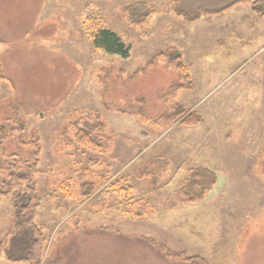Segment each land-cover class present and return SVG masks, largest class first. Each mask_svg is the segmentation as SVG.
<instances>
[{"label":"rangeland","instance_id":"rangeland-1","mask_svg":"<svg viewBox=\"0 0 264 264\" xmlns=\"http://www.w3.org/2000/svg\"><path fill=\"white\" fill-rule=\"evenodd\" d=\"M143 1L157 9L146 34L124 11ZM172 7L173 0H0V116L22 129L0 150V187L9 156L27 159L39 145L41 264H166L146 242L119 244L115 230L209 264H264V44L231 52L224 73L210 61L198 66L201 56L213 58L215 39L225 36L213 29L225 21L189 22ZM89 18L117 32L131 56L95 50L84 28ZM251 19L228 18L226 35L244 34ZM206 29L213 31L202 35ZM170 47L184 55L191 85L164 98L181 76L162 59L150 61ZM179 104L203 122L168 118ZM87 122L105 128L106 141L93 135L103 147L77 142ZM196 165L213 169L217 183L203 203L185 205L180 185ZM147 166L152 175L143 176ZM85 179L100 189L82 201ZM11 201H0V240L14 230ZM95 228L109 232L88 233Z\"/></svg>","mask_w":264,"mask_h":264},{"label":"trees","instance_id":"trees-1","mask_svg":"<svg viewBox=\"0 0 264 264\" xmlns=\"http://www.w3.org/2000/svg\"><path fill=\"white\" fill-rule=\"evenodd\" d=\"M219 3L222 5L219 6ZM211 3L196 2L195 0H173V12L189 22H195L203 16H211L223 13L238 5L249 6L251 11L264 17V0H227V2H218L212 6ZM212 6V7H211ZM130 24L140 26L146 34V24L148 18L157 12V9L149 3L143 1L137 4H131L124 9ZM84 25L85 30L95 50H102L106 54L115 55L122 59H128L131 56V46L120 37V35L110 29L99 27L93 18H89ZM0 38V43H2ZM162 59L167 64L175 67L182 81L175 83L170 89L165 90L164 98L171 97L178 90H182L191 85L189 73L183 59L181 51L175 47H170L162 51L159 56L150 61V65L155 63L156 59ZM1 79H6L2 73ZM15 104H10V106ZM9 106V107H10ZM11 109L7 108V110ZM6 111V110H5ZM1 115V114H0ZM168 118L178 121L182 126L194 127L203 122L202 117L196 111H188L181 104L177 105L174 111L167 114ZM12 117L0 116V150L4 143L12 137L15 132L22 130L16 126L18 121H13ZM24 130V128H23ZM94 133H97L101 141H106L105 128L101 123L91 128L87 122L78 129L76 133L77 142L81 145H94L97 148L104 145L94 139ZM107 140L108 139L107 137ZM108 142V141H107ZM40 146L37 145L32 150L27 159L12 154L9 157L12 161H6L8 164L4 169L8 171L7 177L2 180L0 187V201L3 198L12 196V208L14 218V230L5 240H0V260L6 259L13 264H41L43 262L47 235L43 226L37 223V211L41 198L37 192L33 176L39 171ZM21 158L25 167H22ZM20 159V160H19ZM143 176H150L152 172L149 166L141 170ZM68 182V181H66ZM217 183L215 171L204 165H196L190 168L182 180L179 189L181 202L185 205H197L205 201L208 191ZM100 186L94 180H84L80 185V196L82 201L92 199L99 191ZM143 216V212L139 214ZM98 230L105 232L106 228L88 229V233L95 234ZM101 232V233H103ZM118 236L119 244L121 240L128 244L135 242L136 239L146 242L151 249L161 254L166 264H209L207 258L200 255H192L185 251H175L165 244L147 237H129L115 230ZM103 234V235H104ZM106 236V235H105ZM132 238V239H131ZM134 240V241H132ZM137 241V242H139ZM136 243V242H135ZM122 244V243H121Z\"/></svg>","mask_w":264,"mask_h":264},{"label":"crops","instance_id":"crops-1","mask_svg":"<svg viewBox=\"0 0 264 264\" xmlns=\"http://www.w3.org/2000/svg\"><path fill=\"white\" fill-rule=\"evenodd\" d=\"M195 1H197L199 3L200 2H204V3H214V2L218 3V2H220V0H195ZM238 8H240V9H238ZM229 13H231L233 15H229ZM205 17L207 18V20H209V22L210 21L212 22L211 23L212 25H214V24L217 25L213 21L215 19H218L222 22L225 21L223 24H221V22H220L221 25H219V27H221V29L220 28L213 29L219 35H223L225 33V36L217 37L215 39V41H214L215 45L213 48H211V49H214L212 51L213 54L210 55L211 57L213 56V58H210V59L205 58L204 59L203 56H201V58L196 59V62H197L196 64H198V66H199V64H201V66H202V64H204V66L206 67L209 65L208 62L210 61L214 65V67H217L218 69H220L221 72H223L222 69H226V68L230 67V58H232L234 56V55H232V56L230 55L231 52H233V51L243 52V51H246V49H250V48L252 49V47H251L252 44H256L258 46V48L264 44V24L259 25V22L260 23L262 22L261 21L262 18L261 17H255L251 13V9L249 6L238 5V6H235L232 9H229L223 13H220L217 15H212V16H205ZM242 17L243 18H245V17L246 18L247 17L252 18L250 21V26L248 28L250 30L246 31L247 33L244 32V34H243V33H240L241 32L240 30L236 29L237 30L236 31L237 37H235V38L232 37V35H230V34L226 35L227 30L225 31V24H226V21L228 20V18H235V19L239 20V19H243ZM206 18H201L199 20V22L203 19L205 20ZM252 27H255V30L252 29ZM222 29L224 32H221ZM211 30L212 29H210V30L206 29V30H204V32L202 31V35H206V33L208 31H211ZM232 32H233V30H232ZM252 33L254 36L253 40H251ZM189 64H191V63H189ZM237 66H240V64L235 65L234 67H237ZM108 236H113V235H108ZM117 237L118 236H116L115 238L118 239Z\"/></svg>","mask_w":264,"mask_h":264}]
</instances>
